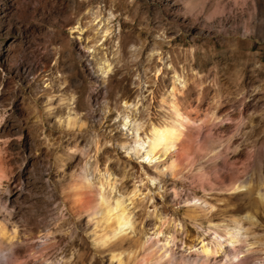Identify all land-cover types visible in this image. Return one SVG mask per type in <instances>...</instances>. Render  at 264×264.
Returning a JSON list of instances; mask_svg holds the SVG:
<instances>
[{
  "label": "clouds",
  "instance_id": "1",
  "mask_svg": "<svg viewBox=\"0 0 264 264\" xmlns=\"http://www.w3.org/2000/svg\"><path fill=\"white\" fill-rule=\"evenodd\" d=\"M0 264H264V0H0Z\"/></svg>",
  "mask_w": 264,
  "mask_h": 264
}]
</instances>
